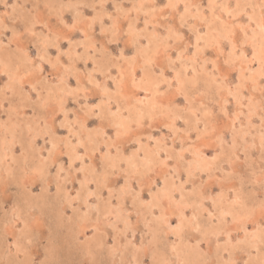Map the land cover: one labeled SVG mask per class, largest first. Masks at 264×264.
Wrapping results in <instances>:
<instances>
[{"label":"rangeland","instance_id":"1","mask_svg":"<svg viewBox=\"0 0 264 264\" xmlns=\"http://www.w3.org/2000/svg\"><path fill=\"white\" fill-rule=\"evenodd\" d=\"M262 29L264 0H0V264H264Z\"/></svg>","mask_w":264,"mask_h":264},{"label":"snow or ice","instance_id":"2","mask_svg":"<svg viewBox=\"0 0 264 264\" xmlns=\"http://www.w3.org/2000/svg\"><path fill=\"white\" fill-rule=\"evenodd\" d=\"M168 6H170V5H168ZM237 7H239V5H237ZM229 15H231V13H229ZM249 19H251V18H249ZM262 30H264V29H262ZM262 63H264V61H262Z\"/></svg>","mask_w":264,"mask_h":264}]
</instances>
